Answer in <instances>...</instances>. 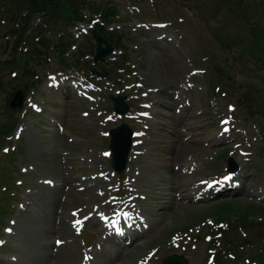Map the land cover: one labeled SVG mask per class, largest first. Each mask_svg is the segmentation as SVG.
<instances>
[{"label": "rangeland", "instance_id": "rangeland-1", "mask_svg": "<svg viewBox=\"0 0 264 264\" xmlns=\"http://www.w3.org/2000/svg\"><path fill=\"white\" fill-rule=\"evenodd\" d=\"M157 6L161 9H164V6L161 2L156 3ZM135 18V17H133ZM142 34H147L146 36H143ZM135 32L132 36L131 42H130V51L128 52L129 56V64L133 67L137 68V75L138 77H142L144 80L143 85L145 87H155L160 88L163 87L165 90H171L175 89L178 83H182L185 80L184 75L188 73L187 68V60L189 58V51L186 49H183L185 53L178 54L172 58V56L169 54L167 57H165L164 61L162 58L157 54V51L154 50L152 45L146 44L148 38L150 37V32ZM177 40V39H176ZM232 73V72H230ZM232 75L236 78H238L240 81H243L240 77H238L235 73H232ZM198 79V76L195 77V79ZM139 81V79H137ZM197 89L191 94L192 97L195 94H199L200 100H202L203 95V82L202 79L199 78V81L197 80ZM199 89H202V92H199ZM197 98H193L191 102V110L189 111L190 114L193 115V123L194 125L201 124V119L206 122L207 120L209 122L212 121V119L209 117L211 115V111H209V114L207 116L204 112L201 111V109L197 107ZM221 109L224 112L225 103H220ZM173 105L171 107V114H173ZM161 110V109H160ZM165 114V117H157L156 119L161 122L160 125L156 123H151L149 126L151 128L150 132V140L147 141V144L144 145L148 146L150 148L152 157L150 155H144L143 156V163L148 162L149 168L145 170L144 175L147 177V179L143 176H139L137 181V188L139 192H141V188H146L145 186L148 184L153 185L154 188H158L163 191L162 196H156L154 198V194H147L145 192H141L143 195H145L147 198L151 197L153 202L152 207L147 208V217L148 219L153 218L154 216L156 218L161 219V223L155 228V231L146 238L145 243L151 244L155 243V247L158 248V258L161 259L165 255H171V254H179V250H175L170 245V236L175 233L177 229L183 228L185 225L190 224L194 222L191 216H186V222H184V218L182 215H179L183 209L181 208H175L177 206H182L183 203L177 202L174 199L175 194H181V191L188 187L191 183V178L188 177H173L170 172L172 170L171 165L172 162L167 163L166 161H169L170 157L168 156L173 149V134L172 129L169 128L168 124H175L172 122L171 119L168 117V112L166 110H161ZM207 117V118H206ZM186 121L183 123V125L186 126ZM188 123V122H187ZM84 125V128L88 130L91 133L97 134L98 127L97 125H100L99 123H94L93 125H90L88 121L84 120L82 122ZM87 124V125H86ZM97 124V125H96ZM167 125L166 128H164V125ZM181 125V124H180ZM92 126V131H90V127ZM147 126V125H146ZM246 128H249L250 133H253L252 127L250 125H246ZM165 129V131L163 130ZM70 131V130H68ZM195 134L201 135L202 133L200 131L195 132ZM38 135V140L36 138H30L31 143L30 147L34 146L35 148L39 149V152L37 151L35 156L39 157V155L43 156V153H45L44 156H47L46 150L47 148L45 145H47V141H53L51 144H58L59 142L63 141L64 139L57 137H51V138H45L42 134H36ZM56 139V140H55ZM55 140V141H54ZM157 141L158 143H153L152 141ZM25 146L27 147V152L29 150V145L26 141H24ZM166 143V145L160 146V143ZM180 143H184L182 140ZM100 144H103V140H100ZM194 149V153L192 155V161L197 162V165L201 163L200 173L204 176L208 175L209 172H206L203 169V165L206 161H208L211 158L216 159L218 156V152L215 150V147H204L202 145H192ZM62 147H58L56 150H48L52 153L55 152L53 155L60 154V151L62 150ZM31 151V149H30ZM43 151V153H42ZM149 153V151H148ZM49 159H53L51 155H49ZM57 158V156H56ZM167 158V160H164ZM33 160H38V158H31ZM185 162L184 160H181L180 162L176 163V167L178 170H176V176L179 174V167L183 165ZM257 160H253L252 166L257 167L258 165ZM18 167H21L23 165L18 164ZM30 166V165H27ZM23 166V167H27ZM244 170L246 171L248 168V165H244ZM264 170V168L259 169V173H261ZM176 184H178L180 187V190L177 193H173L171 190H173L176 187ZM260 183H257L259 185ZM140 187V188H139ZM24 191V189H22ZM24 192H22L23 194ZM145 205V203H143ZM192 207L186 208L185 210H190ZM40 211L44 212V209H40ZM184 212V211H183ZM190 215H193L191 213H188ZM207 216V213H204L200 218H205ZM188 217H190L188 219ZM170 220L173 221V224L170 226L169 222ZM34 226L27 227L25 230L26 236H31L36 228V225L45 224L48 227L47 236L44 237L45 241L51 240V234L54 236L56 234V227L53 222L52 216H50V220L47 217H44L42 220H35ZM50 223V224H49ZM178 225V226H177ZM37 237V236H36ZM38 238V237H37ZM143 243V242H141ZM143 243L139 247H137V251L132 253L131 256H129V262L130 264H135L136 261L142 257L145 256V252L147 251V244ZM158 243V244H157ZM190 264H204L202 258L198 255V252H191L190 253ZM29 264V262H27Z\"/></svg>", "mask_w": 264, "mask_h": 264}, {"label": "snow or ice", "instance_id": "snow-or-ice-1", "mask_svg": "<svg viewBox=\"0 0 264 264\" xmlns=\"http://www.w3.org/2000/svg\"><path fill=\"white\" fill-rule=\"evenodd\" d=\"M34 107H35V105H34ZM109 119H111V117H109ZM225 131H227V129H225ZM106 155H107V153H106ZM223 179L224 180H229V179H231V177L230 176H227V175H225L224 177H223ZM77 224H79L80 223V221H77L76 222ZM57 243H62L61 241H57Z\"/></svg>", "mask_w": 264, "mask_h": 264}, {"label": "trees", "instance_id": "trees-1", "mask_svg": "<svg viewBox=\"0 0 264 264\" xmlns=\"http://www.w3.org/2000/svg\"><path fill=\"white\" fill-rule=\"evenodd\" d=\"M35 1H37L38 3H41V0H34V1H31V0H30V3H33V2H35Z\"/></svg>", "mask_w": 264, "mask_h": 264}, {"label": "bare ground", "instance_id": "bare-ground-1", "mask_svg": "<svg viewBox=\"0 0 264 264\" xmlns=\"http://www.w3.org/2000/svg\"><path fill=\"white\" fill-rule=\"evenodd\" d=\"M107 264H111V263H107Z\"/></svg>", "mask_w": 264, "mask_h": 264}]
</instances>
